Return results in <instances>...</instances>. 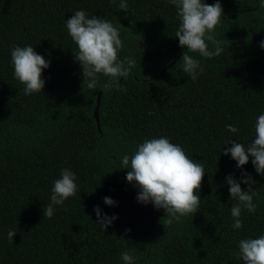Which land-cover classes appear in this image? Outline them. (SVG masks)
Masks as SVG:
<instances>
[{
    "label": "trees",
    "instance_id": "obj_1",
    "mask_svg": "<svg viewBox=\"0 0 264 264\" xmlns=\"http://www.w3.org/2000/svg\"><path fill=\"white\" fill-rule=\"evenodd\" d=\"M220 2L224 51L212 59L192 54L205 69L193 82L176 66L187 49L174 37L179 20L168 0H127L128 12L119 10L120 0H0V264H124L125 250L135 264H244L235 255L239 241L264 235V176L251 158L240 169L222 151L232 140L249 145L264 114V8L260 0ZM77 10L112 22L124 43L120 58L136 60L121 78L126 91L104 90L100 127L94 112L102 88L82 87L66 28ZM28 45L50 61L43 92L32 95L24 94L11 63L12 47ZM160 137L206 172L200 210L171 225L163 209L138 202L129 169H120L123 155ZM65 168L78 178L77 196L45 218L53 182ZM245 171L256 181L258 207L242 212L236 230L226 177L240 181ZM97 206L117 217L106 231L96 222ZM10 230L17 233L12 243Z\"/></svg>",
    "mask_w": 264,
    "mask_h": 264
},
{
    "label": "clouds",
    "instance_id": "obj_2",
    "mask_svg": "<svg viewBox=\"0 0 264 264\" xmlns=\"http://www.w3.org/2000/svg\"><path fill=\"white\" fill-rule=\"evenodd\" d=\"M110 2L115 3V0ZM168 3L175 6L179 20L174 37L178 38L181 48L187 49L176 66L194 82L205 69L192 54L212 59L224 51L223 41L217 38V29L222 27L225 20L224 10L220 0H216L214 4L205 3L204 0H168ZM260 7L264 8V0H260ZM119 10L128 12L127 0H120ZM66 28L77 46L72 51L75 62L82 69V87L86 85L88 89L96 90L99 86L105 91L116 87L126 91L120 81L121 78L127 79L136 65V60L130 56L120 58L119 53L124 43L119 29L103 17L94 15L89 18L83 10L75 11L66 20ZM260 47L264 49V41L260 42ZM11 63L15 78L24 85L25 95L43 92L45 80L42 74L44 69L50 67V61L38 54L33 46L28 45L12 47ZM101 76L107 78L103 84L100 83ZM226 128L231 133L239 131L232 125H226ZM229 143L232 147L226 151L223 149V155H230L240 169L251 158L256 172L264 176V114L256 120L255 138L249 145L245 146L236 140ZM120 169H129L126 179L138 187V202L153 204L157 210L165 211L166 215L162 220L166 218L167 225L174 221L179 223L183 217L195 216L201 208V196L197 192L202 190L206 174L203 164L189 158L184 149L172 143L169 138L146 139L131 156H122ZM77 179L71 170H61L60 178L53 182L51 203L46 204L43 209L45 218L53 217L54 206H63L65 201L77 196ZM226 183L229 185L231 200L236 201L231 208L233 228L239 230L243 227L242 212L246 210L254 214L258 207L254 202L257 191L253 189V185L256 181L245 171L240 181L230 174L226 177ZM241 184L248 186L247 191ZM104 202L109 206L115 204L110 197H105ZM95 211L99 218L96 222L105 231L117 219L115 216L102 215L99 206ZM16 234L13 230L8 232L9 243L13 242ZM238 247L239 251L235 255L244 264H264V235L241 239ZM121 259L124 264H135V258L129 250L121 253Z\"/></svg>",
    "mask_w": 264,
    "mask_h": 264
},
{
    "label": "water",
    "instance_id": "obj_3",
    "mask_svg": "<svg viewBox=\"0 0 264 264\" xmlns=\"http://www.w3.org/2000/svg\"><path fill=\"white\" fill-rule=\"evenodd\" d=\"M179 58V57H178ZM174 64V62L172 64H170L167 68H165L162 72H165L167 69H169L172 65ZM121 83V81H120ZM104 92V89H102L100 91V93L98 94V97H97V106L95 108V112H94V116H95V119L97 120L98 122V126L100 127V124H99V108H100V104H101V98H102V94Z\"/></svg>",
    "mask_w": 264,
    "mask_h": 264
}]
</instances>
